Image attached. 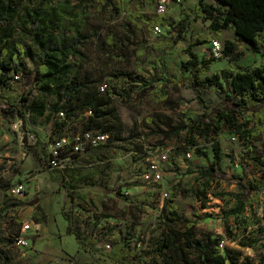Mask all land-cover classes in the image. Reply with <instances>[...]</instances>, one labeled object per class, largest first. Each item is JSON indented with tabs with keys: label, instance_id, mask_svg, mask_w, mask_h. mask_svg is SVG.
<instances>
[{
	"label": "rangeland",
	"instance_id": "obj_1",
	"mask_svg": "<svg viewBox=\"0 0 264 264\" xmlns=\"http://www.w3.org/2000/svg\"><path fill=\"white\" fill-rule=\"evenodd\" d=\"M158 1L124 0L131 10L139 9L145 14L157 13ZM33 7L34 4H21L13 20L0 24V32L7 35L5 46L9 49L14 41L22 37L20 26L23 9L32 10ZM41 17L53 27L56 34L63 31L69 38L77 33L94 32L90 40L78 46L79 53L76 56L70 55L66 59L70 65V76L78 74L99 78L103 75L99 84L106 83L120 91V95L113 97V104L122 123L119 135L130 136L135 143L113 140L107 146L83 154L80 163L72 167L76 177L64 181L48 156L54 149V146L47 145L51 123L44 116L29 114L25 127L36 130L38 135L26 131L18 116L5 112L9 104L5 98L0 97V181L13 186L19 183L24 185L22 194L16 196L0 188V264H114L89 247L80 245L74 235L66 233L67 221L61 210L72 216L80 232H93L100 240L99 245H110L130 231L141 239L137 240L136 248L151 255V250L163 232L162 209L168 197V188L174 191V202L180 216L191 217L195 211L213 213L198 224L199 230H211L223 235L224 245L235 254L239 252V263L264 264V191L260 192L258 204L247 207L237 217L230 215L228 218L222 216V211L231 207L233 201L224 203L208 194L211 200L206 203V208H202L203 195L198 192L204 186V179L198 171L213 161V147L216 143L220 146L218 173L245 171L248 178L256 174L257 169L251 161L248 164L242 162L240 155L244 153L243 143L232 141L233 133L226 126L217 134L209 136L195 132L193 139L196 145L192 144L193 140L184 130L178 134L162 136L158 133L157 124L165 125L169 120L177 125L181 111L186 108L194 109L197 114L202 112L199 100L187 87L186 81L180 83L177 90L170 85V98L179 102L180 106L169 108L151 99L148 86L132 84L124 77L114 76L118 70L131 71L142 74L147 83L153 84L160 77L174 76L176 71H182L188 76L189 72L181 65L182 61L188 59L182 47L191 44L197 54L208 50L211 37L206 35L205 24H202L200 31V28L192 26L185 18L178 25V29L185 31L184 38L172 53L147 52L141 57L130 55L124 59L110 48L107 35L113 34L122 47L131 40L145 39L151 43L158 39V35L149 31L145 23L138 22L139 28L135 23L128 26L124 14L101 11L80 0H51L42 7ZM224 38L235 41L244 52L238 63L259 65L258 54L250 51L233 32L227 31ZM218 39L223 42L221 38ZM199 40L205 42L198 43ZM27 41L31 40L27 38ZM32 47L34 55L26 60L29 68L39 62L38 50ZM228 63L226 57L222 58L212 65L206 75L228 68ZM206 75H201V78ZM17 90L20 96L27 97L26 103L29 105L44 103L49 106L55 100L52 94L42 93L38 89L29 91L20 83H17ZM200 92L202 98L211 104L223 98V94L213 86L201 87ZM83 127L82 121L70 123L74 131L82 130ZM261 138L254 141L257 149L261 148ZM194 147H198L205 155H194ZM132 149L135 152L131 153ZM136 150L139 151L136 153ZM167 150V160L159 162L161 178L154 181L150 169L151 160L157 161V154ZM187 152L192 153L191 157H186ZM96 153L105 156L103 165L107 174L104 177L96 178L94 175L98 165L91 157ZM66 163L69 166L73 164L69 160ZM148 174L149 177H145ZM214 185H211L210 191ZM217 189L235 191L236 185L221 179ZM37 204H41L45 211L44 220L38 224L33 221ZM24 223L30 224V229L23 233L31 243L28 249L14 246L11 240L15 233H20Z\"/></svg>",
	"mask_w": 264,
	"mask_h": 264
},
{
	"label": "trees",
	"instance_id": "obj_2",
	"mask_svg": "<svg viewBox=\"0 0 264 264\" xmlns=\"http://www.w3.org/2000/svg\"><path fill=\"white\" fill-rule=\"evenodd\" d=\"M49 1L51 0H0V24L13 20L21 4H34L32 10L23 9L20 26L22 37L14 41L11 49L5 46L7 35L0 32V97L8 101L9 106L4 109L5 112L18 116L24 127L29 114L44 116L46 121L51 123V134L47 145L64 139V144L56 148L57 154L48 153L49 160L57 159L65 162V167H55L61 174L63 170L79 164L83 154L107 146L113 140L131 144L135 142L129 138L130 136L119 135L122 132V123L117 108L113 104V97L120 95V91L115 90L111 85H106L104 91H101L99 87L102 84L99 83L103 75L99 78L78 74L70 76V65L66 59L70 55L76 56L79 53L78 46L90 40L94 32L77 33L71 38L67 37L63 31L56 34L53 27L41 17V9ZM80 1L96 6L101 11L110 10L124 14L128 26L133 23L138 26V22H143L148 30H152L155 24L162 27L157 40L151 43L145 39L131 40L124 47L117 43L113 34L109 33L108 45L115 50L116 55L124 59L129 58L130 55L141 57L147 52L172 53L176 50L177 43L184 38V30L178 29L180 22L172 19L166 11L145 14L139 10H131L124 0ZM214 1L216 5L199 0L196 5V17L209 21L208 28L218 36H222L225 31L233 32L250 51L258 54L259 65L238 63L244 52L238 48L235 41L224 39L221 42L222 54L218 57L211 55L208 58L199 59L191 44L183 47L182 50L188 55V59L182 61L181 65L185 71L189 72L188 76H185L182 71H176L172 77L158 78L156 84L147 83V79L142 74L126 70H118L114 76L124 77L132 84L148 86L147 91L151 99L169 108L180 106L179 102L170 98V85L172 89L177 90L179 84L186 81L187 87L199 100L202 112L197 114L194 109L186 108L181 111V118L177 125L169 120L165 122V125L157 124L158 133L162 136L178 134L184 130L193 140L192 144L196 145L193 139L195 132L209 136L217 134L224 126L238 136L245 146L244 153L240 155L242 162L248 164L251 161L257 169L256 174L248 178L245 171L231 174L218 173L219 143L213 147L211 164L198 171L199 176L204 179V186L198 191L203 195L202 208H206V203L211 200L208 194L224 203L233 201L231 207L222 211V216L228 218L230 215L237 217L247 207L258 204L260 192L264 191V0ZM163 28L166 30L163 31ZM175 29L176 34H171V30ZM27 38L31 41L28 42ZM32 46L38 50L39 62L29 68L26 60L34 55ZM223 57L228 59V68H222L219 72L215 71L210 76L206 75L210 64L220 61ZM15 74L19 75L18 79L14 78ZM201 75L206 76L201 78ZM17 83L29 91L38 89L42 93L52 94L55 100L49 106L44 103L29 105L26 103L27 97L20 96ZM212 86L217 92L223 94V98L215 104L203 99L200 92L201 87ZM60 112L63 113L62 116L59 115ZM74 121H82L83 129L72 130L70 123ZM25 128L26 131H32L36 136L38 135L36 130ZM85 131L108 134L107 142L95 148H87L82 153L73 151L76 134ZM259 138H261V148L257 149L254 141ZM138 151L136 150V153ZM133 152L135 151L132 149L131 153ZM193 154L205 155L198 147H194ZM67 160L73 164L69 166L66 163ZM221 179L226 180L227 183H234L236 190H218L217 186ZM213 183L215 185L210 191L209 188ZM12 186L0 181V188L7 194H11ZM167 192L168 197L162 209L163 232L151 250V255L136 248L137 240L141 241V239L130 231L124 233L120 240L110 244V248L107 249L104 243L99 245L100 240L93 232L87 234L80 232L75 227L72 216L61 210L67 221L65 231L67 234L74 235L80 245L89 247L91 251L110 259L114 264H241L237 256L238 251L235 254L225 245L220 247V243L224 241L223 235L211 230H199L198 224L211 217L213 213L202 214L200 211H195L191 217H182L174 202L173 189L168 188ZM44 218V208L41 204H37L33 221L38 224ZM18 234L13 235L12 243ZM242 244L251 245V243Z\"/></svg>",
	"mask_w": 264,
	"mask_h": 264
},
{
	"label": "built area",
	"instance_id": "obj_3",
	"mask_svg": "<svg viewBox=\"0 0 264 264\" xmlns=\"http://www.w3.org/2000/svg\"><path fill=\"white\" fill-rule=\"evenodd\" d=\"M176 3L181 4L184 0H174ZM166 2L167 0H159L158 4H157V12L158 13H162L166 11ZM152 31L157 34L160 35L162 32V27L158 24H155L152 28ZM210 52L212 56H221L222 54V43L219 39L217 38H213L210 40ZM19 75L15 74L14 78L18 79ZM106 88V84L103 83L102 85H100L99 89L101 91H104V89ZM59 115H63L62 112L59 113ZM108 139V134L105 133H100L97 131H85L83 133H78L75 136V141H74V145H73V151H77V152H85L87 150V148H95L101 144H104L107 142ZM231 140L232 141H240L238 136L233 134L231 136ZM64 144V139L57 141L55 144H50V146H54V149L52 151L53 154H57V147H61ZM168 150L166 152H161L159 154H157V161L155 160H151L150 163V169L153 173V177L152 179L154 181H157L161 178V171H160V167H159V162L161 161H165L167 160V153ZM151 155V153H149ZM192 153L191 152H187L186 153V157H191ZM152 156V155H151ZM53 164H55V166H58L60 168L65 167V162L64 161H59V160H51ZM238 164H236L237 166ZM147 177H149V174L147 175ZM24 190V185L22 183L16 184L14 186H12L11 188V194L13 196L22 194ZM28 229H30V224H23L21 227V231L20 233L14 238V246L21 248V249H28L30 246V241L29 239L23 234L25 231H27ZM224 245V241H222L220 243V247H223ZM105 247L108 249L110 248L109 244H105Z\"/></svg>",
	"mask_w": 264,
	"mask_h": 264
},
{
	"label": "crops",
	"instance_id": "obj_4",
	"mask_svg": "<svg viewBox=\"0 0 264 264\" xmlns=\"http://www.w3.org/2000/svg\"><path fill=\"white\" fill-rule=\"evenodd\" d=\"M198 1L199 0H184L181 4H179V3H176L174 0H167V2H166V12L176 22L183 23L185 21V18H187L188 22H190V24L192 26H194L196 28H200V31H201L202 24L204 23L205 26H206L205 29L207 31L206 35L210 36L211 39H213V38H217V39L221 38L222 41L224 39H228V38H224V35L226 34L227 31H225L222 36H218V35H216L214 32H212L208 28L209 21L203 20L202 18H199V17H196V5L198 4ZM202 1L204 3L215 4L216 5V2L214 0H202ZM140 12H143V11H140ZM152 12L155 13V11H152ZM149 31H152V30H149ZM170 33L171 34H176V29L175 30H171ZM208 42H209V49L208 50H203L201 52V54H197L196 52H194L198 56L199 59H201L203 57L204 58H208V57L211 56L210 41H208ZM178 43H177L176 48L178 47ZM183 47H182V49H183ZM214 63H216V62H214ZM214 63L210 64L209 70L212 68V65ZM240 64H242V63H240ZM91 159L96 162V165H98V166L95 167V170H94V172H95L94 175L97 176L96 178L104 177V175L107 174V171L105 169V165H103V162H105V160H104L105 156H102V155L96 153V154L92 155ZM98 169H103V171H98ZM60 176H61L62 179H64V181L73 180L76 177V172L74 170H72V168H68L66 170H63L61 172ZM145 177H147V175H145Z\"/></svg>",
	"mask_w": 264,
	"mask_h": 264
}]
</instances>
